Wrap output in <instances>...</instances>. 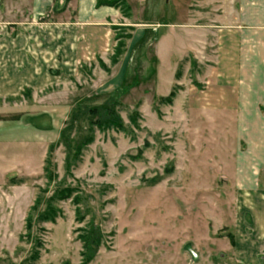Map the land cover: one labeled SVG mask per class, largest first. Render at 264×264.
<instances>
[{
  "label": "rangeland",
  "instance_id": "1",
  "mask_svg": "<svg viewBox=\"0 0 264 264\" xmlns=\"http://www.w3.org/2000/svg\"><path fill=\"white\" fill-rule=\"evenodd\" d=\"M31 1L0 0V264H264V199L249 197L264 191V168L257 184L237 182L248 139L221 104L213 65L191 55L175 80L168 67L158 80L152 55L139 69L133 58L125 73L113 50L73 66L35 52L34 41L31 55H13L8 47L21 41L7 33L22 24L32 39H48L54 21H74L76 8ZM201 1L176 0L177 11L200 23L214 8ZM110 96L121 129L86 118L67 128L73 112ZM63 189L72 195L56 199ZM50 206L55 220H40ZM94 227L101 244L87 259Z\"/></svg>",
  "mask_w": 264,
  "mask_h": 264
},
{
  "label": "crops",
  "instance_id": "2",
  "mask_svg": "<svg viewBox=\"0 0 264 264\" xmlns=\"http://www.w3.org/2000/svg\"><path fill=\"white\" fill-rule=\"evenodd\" d=\"M97 1L32 0L29 4L35 9L43 5L65 12L76 8L74 21H54L55 30L48 39H32L28 36L31 32H26L31 26L22 24L23 32L7 33L8 38L22 43L13 42L8 50L13 55L16 51L31 55L34 41L38 46L33 47L35 52L60 55L65 59L64 66H73L111 50L114 55L118 43L115 29L130 28L134 30L117 64L123 73L128 71L133 58L139 69L151 55L150 71L158 80L161 67H168L175 80L177 67L191 55L200 65H213L217 78L210 83L222 89L218 91L221 104H231L234 118L242 123L238 133L248 139V154L240 152L237 158L247 175H239L237 182L249 184L254 179L257 184L255 175L259 168H264V0H202L201 9L206 4L214 8L212 13H199L200 23L192 15L178 12L176 0H126L130 7L128 17L119 8L97 7ZM25 15L24 12L23 23ZM15 23L18 22L12 24ZM2 65L5 68L7 63L0 61ZM124 79L123 76L121 82ZM249 191V197L264 199V191H258L261 195Z\"/></svg>",
  "mask_w": 264,
  "mask_h": 264
},
{
  "label": "trees",
  "instance_id": "3",
  "mask_svg": "<svg viewBox=\"0 0 264 264\" xmlns=\"http://www.w3.org/2000/svg\"><path fill=\"white\" fill-rule=\"evenodd\" d=\"M68 1V0H67ZM102 6H109V7H115L119 8L124 16L128 17L130 12V7L127 5L125 0H98L97 1V7ZM117 32L121 29H115ZM130 35H126L123 37V35H116L117 40V46L115 48V53L113 55V64L117 63V59L119 56L123 54V48H124V40L123 39H129ZM102 66L104 69L107 70L106 66L102 63ZM121 92V90L117 91ZM116 92V93H117ZM116 103V100H114V96L108 97L104 103L100 105H88L84 104L80 109L76 110L72 113L70 118V126H73L75 122L79 121L80 119L86 118L91 125L97 126L98 128H116L121 129L122 128V121L120 117L118 116L117 112L114 109V104ZM67 130V129H66ZM66 132V131H65ZM64 133H62V136ZM88 142H91L90 140ZM73 193V189H63L58 191L55 194V198L59 200H65L68 199ZM57 216V211L53 209L51 206L48 207V210L44 212L43 215L40 216V220H51L54 221ZM97 227H94L92 231L88 234L87 237L84 238V252L83 255L88 259L92 258L93 254L97 250V248L100 246L101 242V234Z\"/></svg>",
  "mask_w": 264,
  "mask_h": 264
}]
</instances>
